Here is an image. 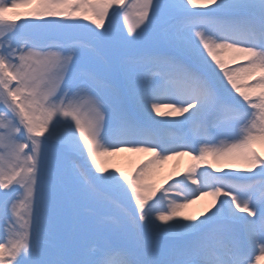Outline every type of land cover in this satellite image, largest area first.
<instances>
[{"label": "snow or ice", "instance_id": "snow-or-ice-1", "mask_svg": "<svg viewBox=\"0 0 264 264\" xmlns=\"http://www.w3.org/2000/svg\"><path fill=\"white\" fill-rule=\"evenodd\" d=\"M0 264H264V0H0Z\"/></svg>", "mask_w": 264, "mask_h": 264}, {"label": "bare ground", "instance_id": "bare-ground-1", "mask_svg": "<svg viewBox=\"0 0 264 264\" xmlns=\"http://www.w3.org/2000/svg\"><path fill=\"white\" fill-rule=\"evenodd\" d=\"M229 55L230 54H226L225 58H227ZM145 156V154L124 153L118 157L112 158V162L114 165L122 167L125 171L129 168V170H132L136 161L145 158ZM192 163L194 162L191 161L188 157H179L174 160L164 162L163 165L165 166L164 168H166L167 171L172 170L175 175H178L183 174ZM210 199L211 198L208 197L204 200L198 201L188 209V212L190 214H198L204 209Z\"/></svg>", "mask_w": 264, "mask_h": 264}, {"label": "rangeland", "instance_id": "rangeland-1", "mask_svg": "<svg viewBox=\"0 0 264 264\" xmlns=\"http://www.w3.org/2000/svg\"><path fill=\"white\" fill-rule=\"evenodd\" d=\"M24 9H21V11H23ZM146 158H147V156H145ZM146 158H144V159H146ZM135 165V164H134ZM134 167V166H133ZM165 166L163 165V163L162 164H160V166H159V170H160V172L163 174V175H173V176H175V174L173 173V171L172 170H169V171H167L166 170V168H164ZM130 169V168H129ZM129 169H127L126 171H132V170H129Z\"/></svg>", "mask_w": 264, "mask_h": 264}]
</instances>
